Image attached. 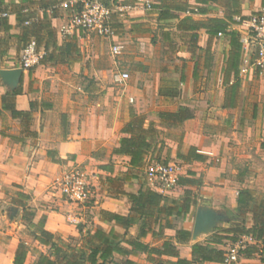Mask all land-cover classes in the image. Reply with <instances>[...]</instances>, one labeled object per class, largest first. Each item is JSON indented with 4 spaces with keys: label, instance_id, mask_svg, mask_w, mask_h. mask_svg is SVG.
Segmentation results:
<instances>
[{
    "label": "crops",
    "instance_id": "1",
    "mask_svg": "<svg viewBox=\"0 0 264 264\" xmlns=\"http://www.w3.org/2000/svg\"><path fill=\"white\" fill-rule=\"evenodd\" d=\"M161 1L151 0V7L134 13L129 22L114 20L111 38H90L83 33L60 34L59 26L66 14L60 10L49 22L54 33L48 41L51 60L24 69L19 62L24 44L22 37L25 32H31L32 27L17 21L13 4L26 3L3 0L10 28L0 25V202L6 204L5 209L0 210V264H13L18 244H27L19 236L20 227L26 226L22 218L25 206L34 212L32 222L42 219L43 228L63 241L78 240L87 231L97 228L107 233L111 231L117 235L120 245L130 251L129 259L139 264H156L159 258L154 254L150 260L147 253L132 249L123 241L137 237L142 218H135L126 226L109 214L128 215L129 196L147 188L143 170L159 163H173L176 170L179 169L178 177H189L194 183L175 185L184 190L182 199L169 189L161 193L164 198L160 205L175 202L181 211L186 197L190 205L187 213L166 217L171 227L165 225L166 219L150 226L139 238L149 247L159 248L165 239L175 236L176 229H186L190 231L189 243L177 248L179 257L191 259L190 245L205 243L219 227L218 220H208L219 217L217 209L227 207L237 212V196L242 189L264 198V99L244 93L245 90L249 95L255 90L257 93V86L260 94L263 93L264 69L251 66L245 75L239 76L229 67L233 48L228 34L208 32L209 19L224 15L221 4H205V11L199 13L194 0ZM173 1L183 5L185 10L172 8ZM29 8L42 17L36 4ZM164 9H169L176 17L163 18L160 11ZM240 9L244 21L252 14H264V0H240ZM122 22L130 26L129 44L123 51L126 60L106 63L102 61L103 53L108 52L107 48L110 52L111 44L119 40L117 33ZM155 23L169 26L161 31L158 40L152 33ZM245 27L244 22L229 29L242 33ZM37 33L39 48H42L47 38L45 29ZM191 34L195 35L192 40ZM157 44L162 48L159 55L153 52ZM172 55L178 57L179 63L154 64L155 56L164 60ZM90 58L95 59L91 71L86 69ZM125 62L131 67L129 79L135 96V99L132 96L134 103L130 102L133 103L131 110L141 116L145 114L144 124L153 122L157 129L154 147L144 157L140 168L131 167L128 156L113 153L123 135L120 127L129 119L130 109L117 96L101 94L88 99L82 92L91 86L79 80L89 72L98 76L110 64L116 67ZM235 82L238 86L232 99L230 87ZM20 84L21 93L15 95L12 102L21 113L14 117L10 110L2 108V95ZM106 85L101 81L94 83L92 89L103 91ZM171 88L176 90V95L159 93ZM200 89L208 91L210 96L196 97ZM219 90L221 94L217 96ZM77 91L80 94L74 95ZM202 106L204 109L200 108ZM180 108H191L194 115L175 122L159 117L161 111L175 112ZM72 165L83 170L91 186L92 200L86 207L71 208L53 187L54 181ZM191 188H196L197 197L191 193ZM9 190H13V197L20 191L29 195V199L19 204L15 198L8 200L6 192ZM193 208L197 210L194 218H190ZM242 215L244 226L251 227L252 214ZM229 219L223 228L238 222ZM79 224L82 234L77 229ZM32 230L29 227V231ZM30 240L42 248L31 236ZM230 242L218 247L226 248ZM262 249L258 242L256 252L250 257H239L237 264H264ZM120 258L119 254L114 255V259ZM160 260L173 262L175 258L162 256ZM34 261L27 253L24 264Z\"/></svg>",
    "mask_w": 264,
    "mask_h": 264
},
{
    "label": "trees",
    "instance_id": "2",
    "mask_svg": "<svg viewBox=\"0 0 264 264\" xmlns=\"http://www.w3.org/2000/svg\"><path fill=\"white\" fill-rule=\"evenodd\" d=\"M63 0H22L26 4L14 3V9L16 13V19L18 22L24 24L25 21L29 20L30 23L26 26L32 27L31 32H25L22 37L24 44L29 37H34L36 43L40 45L39 34L37 33L40 29H45L46 41L43 42L42 48L45 54L41 60V63L51 60V53L48 49V41L53 37L54 33L50 27V18L56 17L59 10L54 6ZM163 1V0H162ZM161 1V2H162ZM197 4V11L202 13L205 11L203 7L208 3H218L224 8V15L222 17H211L209 19L210 25L208 32L211 35H217L218 33H226L230 38V43L233 48L232 55L230 57L229 67L238 75L239 59L241 55V44L239 37L241 32L234 29H229L231 26L238 24L239 20L243 18L240 14V0H194ZM174 2V1H173ZM177 2V1H176ZM3 0H0V25L4 29H9L10 25L7 21V9L2 7ZM36 4L38 9L42 11V17L40 18L36 14V10H31L29 5ZM175 10H185L183 5L174 4L171 5ZM2 13H6L2 16ZM160 16L163 18H174L176 15L170 12L169 9L160 11ZM186 20V19H185ZM25 25V24H24ZM192 29V27H190ZM29 35V37H28ZM195 35L191 34V40L194 39ZM170 41V39H169ZM170 43V42H169ZM23 44V46H24ZM173 45V44H172ZM23 48V47H22ZM238 84L235 82L231 85V97L232 99L236 95ZM21 93V84L15 89L6 92L2 95V108L10 110L12 116L16 117L21 111L15 109V105L12 99L15 95ZM161 95L174 96L176 95L175 89L159 90ZM183 108L178 109L175 112L161 111L159 117L164 118L168 121H181L189 118L185 114ZM123 135L119 138L118 146L113 149V153L119 155H126L129 157V164L131 167L140 168L144 165V157L154 147V140L157 135V129L153 122H149L147 125L144 124L143 116L139 114H131L130 120L121 129ZM194 180L189 177H178L177 184H193ZM189 190L186 194H189ZM15 197L22 199L23 201L29 199V195L23 192H15ZM129 213L126 216L118 214H109V216L126 226L133 223L135 218H142L141 227L138 235L135 239H123V241L132 247V249L140 250L148 254L150 260L153 259L152 254L155 255L159 260L156 264H206L208 262L221 263L224 260V248H219L218 245H222L226 241H235L236 238L243 234H249L254 237L255 243L248 245L240 254L244 257H250L256 252V244L260 242L264 248V199H258L252 195V192L248 189H242L238 192L237 196V215L243 216L242 214L250 212L252 214L253 224L251 227L246 228L244 226V218L240 223H234L232 227L222 228L217 227L214 232L210 235L209 240L205 243H193L190 245L191 248V259L179 257L178 246L186 245L190 240V231L186 229H176L175 236L173 238L165 239L161 246L158 248L149 247L148 245L139 241V238L144 236L150 226L153 223H161V219H166L167 216L172 214L179 216L181 212L187 213L190 205L189 198L186 197L182 203L181 211H178L177 206L163 204L160 205L161 200L164 198L163 195L153 189L147 187L145 190H140L137 194H131ZM15 202V200H14ZM19 204L23 203L16 199ZM29 207H22L23 219L28 222L29 227L33 230L30 236L36 240L39 244L47 248V252H38L37 258L33 264H139L127 256L130 251L124 249L118 241L117 235L110 232H104L101 229H95L93 232L87 231L85 236L82 235L78 241L80 244H75L63 241L59 236L45 230L43 228V221L40 219L38 222H32L34 212ZM29 216H28V215ZM165 225L171 227V223L166 219ZM78 232L82 234V226L77 225ZM75 240V239H73ZM77 241V240H75ZM27 247L23 242H20L15 251L13 264H24L27 255ZM262 253L264 250L262 249ZM119 254L120 259H114V255ZM162 256H168L175 258L173 262H165L160 260ZM264 260V258H262Z\"/></svg>",
    "mask_w": 264,
    "mask_h": 264
},
{
    "label": "built area",
    "instance_id": "3",
    "mask_svg": "<svg viewBox=\"0 0 264 264\" xmlns=\"http://www.w3.org/2000/svg\"><path fill=\"white\" fill-rule=\"evenodd\" d=\"M151 4L147 0H63L56 4L54 8L66 12L63 23L59 26V33L69 35L74 33L94 34L101 38H111L114 36L113 21L127 19L134 13L150 8ZM5 13H3V16ZM239 23H246L239 42L241 44V57L238 66V75L242 76L248 72L251 66L264 69V14H252L245 21V17L236 18ZM29 20L24 24L28 25ZM221 33H218L220 35ZM119 42L111 44L110 52L118 55L122 51ZM45 54L43 48H39L34 37H29L21 49L19 62L24 69H32L39 64ZM130 75L127 71L118 70L112 75L115 83L125 86ZM130 96L128 101L133 102ZM173 163H159L152 168H148L146 183L147 187L157 192H165L177 184L178 173ZM61 199L76 208L86 207L92 200V190L83 171L73 168L55 189ZM78 206V207H77ZM79 207V208H80ZM255 243L253 236L243 234L230 242L224 248V260L220 264H233L237 258L242 257L240 251L250 244Z\"/></svg>",
    "mask_w": 264,
    "mask_h": 264
},
{
    "label": "rangeland",
    "instance_id": "4",
    "mask_svg": "<svg viewBox=\"0 0 264 264\" xmlns=\"http://www.w3.org/2000/svg\"><path fill=\"white\" fill-rule=\"evenodd\" d=\"M108 1H112V0H108ZM114 1H117V0H114ZM127 1V0H126ZM128 1H133V0H128ZM149 3H151V0H147ZM131 18H127L126 20H130ZM127 22V24H124L123 22L121 23L122 24V28L121 30L117 33L118 35V41L119 43H121V45L123 46L122 47V51L120 54L118 55H112L110 54L108 48H107V51L108 52H104L103 53V57L104 59L102 61H105L106 63H111L112 60H116V61H125L126 60V54L123 53V51H125V46L129 44V40H128V37H129V33H128V30L130 29V26H129V23ZM154 26V31L152 32L154 34V37L156 40L159 39L158 36H160L161 34V31L165 28H168L169 26L167 24H158V23H155L153 24ZM90 38H98L97 36H95L94 34L90 33L89 34ZM162 51V48H161V45L160 44H157L156 46V49L153 51V52H156V55L160 54ZM160 56H155V60H154V64H158L159 65H165V64H170L169 61L171 62V65L172 64H177L179 63L178 61V57L176 55H172V58H166V59H162V60H159L161 58H159ZM100 58H98L97 61H99ZM158 60V61H157ZM94 63H95V59L94 58H90L89 59V63H87L88 66H86V69H94ZM165 63V64H164ZM134 64V63H133ZM131 64V65H133ZM140 65H143V64H140ZM134 66V65H133ZM130 65H128L126 62L125 63H122V64H119L118 66L116 67H113L111 64L110 66L108 67V69H106V71L100 73V75H95L94 73L91 74V72H89L86 76H82L81 81H83L84 83L87 84V86H91L89 90H86V91H83L82 94L86 95L88 99L92 100L98 96H100L101 94L104 95V96H108V97H113V96H117L123 105H125V107L127 109H130L129 112H128V115H129V119L126 121V122H123L121 127H120V132H121V129L124 127V125L130 120V115L134 112L131 107V105L134 103H130L128 101L129 97L130 96H133L134 99H135V96H134V90H133V87H132V84L130 79L127 81V84L125 86L121 85V84H118V83H115L113 82L112 80V75L116 72V71H120V70H124V71H127L130 75ZM254 69L255 66H254ZM91 71V70H90ZM101 81H104L105 83H107L106 85V88L103 90V91H99V89L97 90H94L92 88H94V83H98V82H101ZM109 92V93H107ZM198 94L196 95V97L198 96L199 98H207L210 96V93L208 91H206L205 89H200L197 91ZM218 93L219 95L221 94L220 90L217 92V96H218ZM244 93H247V96H251L252 98H256V96L259 98L262 97L264 99V89H263V93L260 94V90H258V86H257V93H256V90L252 93V95L248 94L249 92L245 90ZM80 94V91H77L76 94L74 95H78ZM79 95V98L83 95ZM215 94H216V90H215ZM191 96L193 97V95L191 94ZM243 96V95H241ZM245 97V94L244 96ZM201 109H204V107H200ZM193 110L191 108H187L185 110V114L188 115L189 117H192L194 114H193ZM143 115V118H144V123H145V118H146V115L145 114H142ZM204 123H207V120H204ZM156 138V137H155ZM151 159V158H150ZM151 163V161L149 162ZM73 168H78L79 170L83 171L80 167H77L76 165H72V166H69L66 170H64L63 174L58 178L56 179V181H54V184H53V187L54 189L57 188V185L59 182L62 181V179L67 175L69 174V172H71V170ZM176 168V167H174ZM178 170H176V172L178 173ZM147 172H148V169L146 170H143L142 172V178H144V180L146 179V176H147ZM169 190L173 191L174 193H176L177 196H180V199H182L184 197V190H181V189H178L177 187L173 186L171 187ZM191 193H193V195H195V197H197V191H196V188H191ZM13 190H9L6 192V195L8 197V200L9 198H15V199H18L20 201H23L22 199L18 198V197H13ZM256 197L258 199H264L261 197H259V195H256ZM61 198V197H60ZM63 200V199H62ZM196 202V201H195ZM6 207V204L3 203V202H0V210L3 211ZM78 207V206H77ZM80 207V206H79ZM78 207V208H79ZM71 208H76L75 206H72ZM81 208V207H80ZM30 210H32L30 207L28 208ZM82 209H85V208H82ZM80 209V210H82ZM195 210H197V208H193V211L191 212L190 214V218H194V215H195ZM217 213L219 214V217H215V218H208L209 221H213L214 219L215 220H218L219 221V227H222L223 226L225 227L227 224L225 223L226 220H228L229 218H232L238 222L236 223H240L242 221V216H238L237 215V212H233V211H230L228 210L227 207H222L221 210L220 209H217L216 210ZM24 214V213H23ZM223 214H225L226 216H223ZM28 215V214H27ZM29 216V215H28ZM231 219L228 220V222H230ZM231 223V222H230ZM25 227H20V238L22 239V241L24 242H27L26 244V247H27V250H28V254L30 255L31 258L33 259H36L37 258V255H38V252H47V248H44L42 246V248H39L32 240H30V231H29V225H28V222L25 221ZM217 228V227H216ZM69 240V239H68ZM70 241V240H69ZM75 242H78L71 239V241L69 243H72V244H75ZM228 247V246H227ZM226 247V248H227ZM230 247V246H229ZM257 258V256H255ZM240 260L237 258V260L233 263V264H237V262H239Z\"/></svg>",
    "mask_w": 264,
    "mask_h": 264
}]
</instances>
